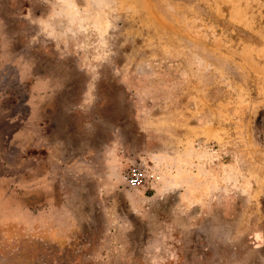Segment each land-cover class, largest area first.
Here are the masks:
<instances>
[{"label":"rangeland","instance_id":"rangeland-1","mask_svg":"<svg viewBox=\"0 0 264 264\" xmlns=\"http://www.w3.org/2000/svg\"><path fill=\"white\" fill-rule=\"evenodd\" d=\"M34 67L0 264H264V0H0V122Z\"/></svg>","mask_w":264,"mask_h":264},{"label":"flooded vegetation","instance_id":"flooded-vegetation-1","mask_svg":"<svg viewBox=\"0 0 264 264\" xmlns=\"http://www.w3.org/2000/svg\"><path fill=\"white\" fill-rule=\"evenodd\" d=\"M28 62L29 64L33 65V63H31L30 60ZM34 68L35 69L32 68L33 70L31 71L25 70V68H23L22 71L20 72V76L17 75L19 78L18 84L20 85V87H18V89L20 91L19 92L20 95L18 97L11 95V99H10L11 108L8 110V112L11 113L8 117L4 118L0 122V129L5 131L4 134H6L8 128V132L5 137L6 139L10 138L11 140L19 132L20 129H22L20 136H24L23 134H26V137H28L29 135L31 136L37 134L40 131L43 134L44 127L42 121L39 118L41 116L36 114L35 112L37 110L43 109V113L46 114L49 109H52L54 106L60 104L59 94L57 90L60 88L50 87L48 85L49 83L48 78L50 77H48L43 70L40 69V72H38L37 70L38 68L36 67ZM14 77H15L14 75L9 74L8 79L11 80ZM39 84L41 85L39 86ZM22 108L23 109L25 108L26 110H22L23 112L19 111V109ZM28 110L31 117H33L31 122L30 120H28L29 119V115H27ZM15 118L19 120V124L10 123L13 122ZM39 126L42 127L40 128ZM0 176L5 177L6 179L14 178V176H12L9 173H6L5 171L3 172L0 171ZM28 196L31 200H34V198L31 197V195ZM37 214H41V212H37ZM23 215L24 213L20 214L21 217H23Z\"/></svg>","mask_w":264,"mask_h":264},{"label":"crops","instance_id":"crops-1","mask_svg":"<svg viewBox=\"0 0 264 264\" xmlns=\"http://www.w3.org/2000/svg\"><path fill=\"white\" fill-rule=\"evenodd\" d=\"M19 131H22V129H20ZM21 135V134H20ZM18 137H14L13 139H12V141H11V144H12V142L13 141H15L16 139H17ZM14 143V142H13ZM12 146H14L13 144H12ZM10 149V148H9ZM11 151V150H10ZM20 157H21V155H20ZM23 157V156H22ZM21 157V158H22ZM20 159V158H19ZM1 171V170H0ZM0 179H2V180H7L5 177H3V176H0ZM8 180H10V179H8ZM3 186L4 185H2V188H3ZM22 188H24V186L22 187ZM14 192V190L12 191V193ZM9 196V195H8ZM16 201L17 202H19L20 204L22 203V201L20 200V199H18V195H16ZM22 213V208H21V210L19 211V214H21Z\"/></svg>","mask_w":264,"mask_h":264},{"label":"built area","instance_id":"built-area-1","mask_svg":"<svg viewBox=\"0 0 264 264\" xmlns=\"http://www.w3.org/2000/svg\"><path fill=\"white\" fill-rule=\"evenodd\" d=\"M139 177V174L137 173V175H135V179Z\"/></svg>","mask_w":264,"mask_h":264}]
</instances>
